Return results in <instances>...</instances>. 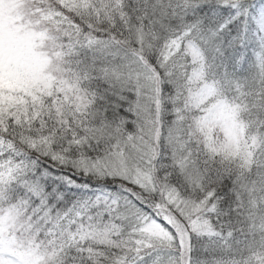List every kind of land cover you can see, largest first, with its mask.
<instances>
[{
  "label": "snow or ice",
  "instance_id": "6c2138e0",
  "mask_svg": "<svg viewBox=\"0 0 264 264\" xmlns=\"http://www.w3.org/2000/svg\"><path fill=\"white\" fill-rule=\"evenodd\" d=\"M0 264H264V0H0Z\"/></svg>",
  "mask_w": 264,
  "mask_h": 264
}]
</instances>
